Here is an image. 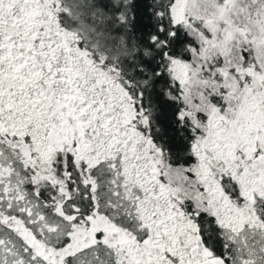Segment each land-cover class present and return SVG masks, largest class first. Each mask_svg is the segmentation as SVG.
Wrapping results in <instances>:
<instances>
[{
	"label": "snow or ice",
	"instance_id": "1",
	"mask_svg": "<svg viewBox=\"0 0 264 264\" xmlns=\"http://www.w3.org/2000/svg\"><path fill=\"white\" fill-rule=\"evenodd\" d=\"M0 264H264V0H0Z\"/></svg>",
	"mask_w": 264,
	"mask_h": 264
}]
</instances>
